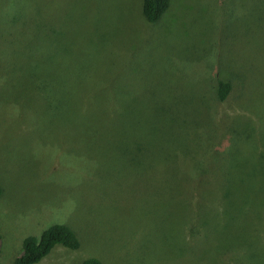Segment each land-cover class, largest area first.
I'll return each instance as SVG.
<instances>
[{"label":"rangeland","instance_id":"1","mask_svg":"<svg viewBox=\"0 0 264 264\" xmlns=\"http://www.w3.org/2000/svg\"><path fill=\"white\" fill-rule=\"evenodd\" d=\"M141 2L51 0L57 6L51 24L70 33V43L60 37L53 47L60 73L70 70L69 77L53 85L52 97L50 82L57 79L33 81L32 101L0 90L1 264H12L22 240L53 223L69 226L80 247L56 244L34 264L89 256L103 264H264V251L243 246L258 233L257 220L244 216L245 228L225 213L213 215L230 153L225 142L236 153L250 144L249 136L235 134L237 122L264 150V0H170L154 23L144 19ZM5 33L0 28V53L11 46ZM230 40L219 68L233 78L231 94L217 101L208 91L210 110L187 108L185 120L174 116L164 130L147 131L150 123L159 128L157 119L167 124L162 107L172 105L169 97L186 100L182 86L192 85L199 97L194 66L206 67L207 49L217 56ZM181 62L190 66L178 70L182 81L175 83ZM257 150L252 144L247 151L251 163ZM260 166L257 173L247 167L235 183L248 191L238 192L244 206L254 193L264 194ZM201 226L207 240L196 249L191 233ZM261 227L264 235V221Z\"/></svg>","mask_w":264,"mask_h":264},{"label":"trees","instance_id":"2","mask_svg":"<svg viewBox=\"0 0 264 264\" xmlns=\"http://www.w3.org/2000/svg\"><path fill=\"white\" fill-rule=\"evenodd\" d=\"M19 1L15 4L13 3V5H11L12 9H9V0H0V28L6 30V33L2 35L3 39L11 44L6 51L0 53V90L4 91V89H6L10 94L18 95L22 102H25L26 99L32 101L33 97L31 95V89L34 90L33 86H36V83L33 85V81L39 80L40 82L44 76H48L49 79H57L50 82L52 87L50 94L52 97L54 94L53 85L61 79V76L62 78L67 79L66 77H69L70 75V70L68 74L65 75L66 77L60 73V70L57 67L58 60L55 58L56 54L53 47L56 39L58 40L60 37H63L65 41H69L70 43V33L51 24L52 17L55 15L54 9L57 7L55 6V8H51V0H24L22 3L20 2L22 5L21 7L14 9L13 7H16ZM169 4L170 0H142L141 13L148 23H154L157 22L166 12L169 8ZM56 14L59 15L58 12ZM61 18L66 20V12L63 13ZM17 28L19 29L16 31ZM20 34L22 35V39ZM49 37L50 40H48ZM51 41L53 45L49 43ZM233 45L234 43L230 40L221 50L218 51L217 56L213 54L214 49H207L208 53L202 55V57L203 59L206 58V56L212 57L210 61L211 63H206V67L194 66V68H196L194 74L197 75V77H200L199 81L196 83L200 85L199 92L196 90V92L199 93V97L194 95L195 92H193L192 85L187 84L186 86H182L184 91L180 90V93L186 95V100H179L181 95L178 93L169 97L171 100H174L172 105L169 104L162 107V112L168 117L167 124L165 123L166 118H164V120L157 119L158 121H161V123L160 125L157 123L158 126L155 127L159 128L155 129L151 125L149 119L148 122L150 124H147V131L154 130L155 132H158L164 130L163 127L168 126L174 116L183 118V114L186 113L184 110L187 108L194 109L199 105H203V107L206 108V111L210 110L211 107L208 100L209 94L208 96L206 95L208 91H213L215 94L214 97L217 101L225 100L233 91L235 84L233 78L228 75L227 68L226 74L220 72L219 60L221 58H227V52L233 47ZM65 54L68 55L67 50H65ZM215 57L217 60L214 62ZM68 61L69 63H67V67L70 69V60ZM185 65L184 62H181L179 63V69H174V74L176 75L175 83L182 81V78L180 80L177 75H179L178 70H180L181 67L185 68L186 66H190ZM202 82H206V84L204 83L203 85ZM207 87L209 90L203 91V89H208ZM43 90L44 85L41 84L40 92L42 95L39 98L44 96ZM196 98H200L199 103L193 102ZM37 102H39V100ZM168 110L171 111V115L167 114ZM76 118L77 117L75 116L71 117V120L77 121ZM183 120L185 119L183 118ZM144 121L146 122L145 118ZM153 122L155 124V121ZM237 123L240 130L236 131L235 134L239 137H243L244 135V138L249 136L250 144L247 146L243 145V151H238L236 153V151H233L230 148L232 141L230 143L228 141L225 142L230 145L227 148L230 153L228 156L226 155V167L219 180L221 181V184L217 187L218 189H214L217 193L220 192L222 199L220 208L218 207L213 215H216L218 212L225 213L227 216L233 217L235 222L243 224L245 228L249 227V221L244 216L257 220L258 233L252 235L248 240L243 241V246H247L246 249L248 253H253L258 252V250L264 251V242L261 240L264 235L259 233L262 230V227H259L263 223L264 217L258 216L260 214L264 216V194L261 195L254 193L252 197H250L247 205L244 206V197L248 196V191L246 189L244 190L241 182V189L236 187L237 184L235 183H237L239 179L240 181L242 180L241 174L248 172L247 167H250L255 173L263 169V166L260 165H264V150L259 148L261 144L260 139L252 136V132H246L242 128L243 124L241 122ZM263 132H260L259 134H263ZM250 137H252L253 141H251ZM252 144L258 146L255 156H251L253 163L247 159V151L249 152V147ZM200 160L201 161L196 162V164H202L204 162L203 159ZM196 168L197 167H195V169ZM181 169H183V166ZM191 174L194 175V173ZM233 177H236L237 179H233ZM243 180L252 185L259 184V178L254 179L253 177H244ZM169 183L173 185V189L180 187L174 185L171 181ZM1 191L2 189L0 188V195ZM241 191L244 197L238 193H241ZM224 202L231 204V206L226 207ZM232 225L235 226L234 222ZM199 229L200 231L197 230L196 232L191 233L193 240H196L193 241L197 244L196 249L204 248L202 245H205L207 240L206 229L202 226ZM198 242L200 244H198ZM56 244L71 250H77L80 247V241L77 235L69 226L60 223H53L45 228L38 237L34 235L26 236L22 240L21 251L15 257L12 264H34L47 255ZM70 264H103V262L99 258L89 256L79 262Z\"/></svg>","mask_w":264,"mask_h":264}]
</instances>
